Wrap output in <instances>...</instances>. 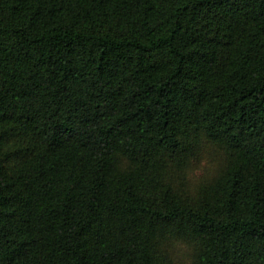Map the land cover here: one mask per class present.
Instances as JSON below:
<instances>
[{
    "label": "trees",
    "instance_id": "trees-1",
    "mask_svg": "<svg viewBox=\"0 0 264 264\" xmlns=\"http://www.w3.org/2000/svg\"><path fill=\"white\" fill-rule=\"evenodd\" d=\"M0 264H264V0H0Z\"/></svg>",
    "mask_w": 264,
    "mask_h": 264
}]
</instances>
